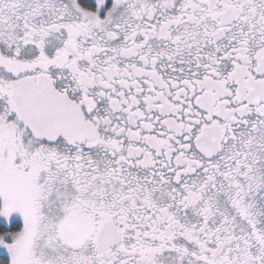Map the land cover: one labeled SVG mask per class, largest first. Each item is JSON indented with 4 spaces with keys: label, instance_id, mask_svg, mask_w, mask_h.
I'll use <instances>...</instances> for the list:
<instances>
[{
    "label": "snow or ice",
    "instance_id": "1",
    "mask_svg": "<svg viewBox=\"0 0 264 264\" xmlns=\"http://www.w3.org/2000/svg\"><path fill=\"white\" fill-rule=\"evenodd\" d=\"M0 264H264V0H0Z\"/></svg>",
    "mask_w": 264,
    "mask_h": 264
}]
</instances>
